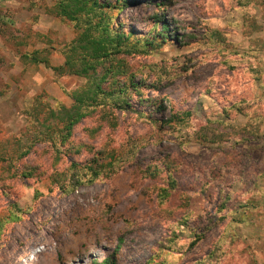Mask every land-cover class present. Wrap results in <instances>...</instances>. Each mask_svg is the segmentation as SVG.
I'll use <instances>...</instances> for the list:
<instances>
[{
	"label": "rangeland",
	"instance_id": "1",
	"mask_svg": "<svg viewBox=\"0 0 264 264\" xmlns=\"http://www.w3.org/2000/svg\"><path fill=\"white\" fill-rule=\"evenodd\" d=\"M126 1L110 26L132 44L155 40L120 56L127 69L115 80L137 86L126 92L130 107L95 110L63 143L37 142L10 162L0 264H196L227 222L187 252L182 230L181 254L168 243L173 218L190 210L188 224H200L219 189L233 203H245L240 192L264 193V0ZM53 4L0 0V97L10 83L26 101L0 104V141L20 137L31 105L69 109L68 95L85 86L54 70L78 32L48 11ZM168 171L177 189L160 204Z\"/></svg>",
	"mask_w": 264,
	"mask_h": 264
},
{
	"label": "trees",
	"instance_id": "2",
	"mask_svg": "<svg viewBox=\"0 0 264 264\" xmlns=\"http://www.w3.org/2000/svg\"><path fill=\"white\" fill-rule=\"evenodd\" d=\"M157 1L150 0L154 5ZM126 3V0H115L114 3L108 0H104V3L100 0H54L48 11L70 22L73 29L78 32L73 41L63 46L64 64L54 70L84 78L86 83L68 95L73 102L69 109L62 104H56L57 107L54 109L47 106L44 111L38 110L36 104L31 105L30 109L27 108L28 112L25 115H28L29 120L20 137H8L0 141V182L2 173L9 169L10 162L21 159L35 143L47 142L54 146L59 142L63 143L70 136L72 127L95 110L102 109L106 112L120 109L124 105L130 107L126 101V92L134 91L137 86L132 81L133 77L128 80L129 86L128 81L115 80L119 73L127 69V64L120 56L137 51L138 47L151 46L155 44V40L146 41L144 45L141 41L132 44L129 43L128 35L113 30L110 26L112 12L115 9L119 10L120 4L124 6ZM27 57H30L32 63H43L49 67L46 60H39L34 55ZM130 87L133 89L130 90ZM154 124L157 123L154 121ZM93 175L96 176L97 173L93 172ZM163 181L166 186L159 188L160 204L177 189L170 171ZM219 194L222 199L213 211L206 214L205 220L200 224H188L190 210H187L185 218H173L176 226L172 228V234L168 239L170 251L182 254L194 249L210 231L226 221L227 224L222 228L221 234L211 244L210 251L196 264H221L226 259L236 242L234 229L235 223L239 222L236 221L233 212L240 210L244 212L246 203L241 202L238 205L237 202L233 203L232 195L222 189H219ZM229 203H233L234 209L229 210ZM185 229L191 238L184 245L185 252H182L183 246L178 242V234ZM101 264L110 263L105 259Z\"/></svg>",
	"mask_w": 264,
	"mask_h": 264
},
{
	"label": "crops",
	"instance_id": "3",
	"mask_svg": "<svg viewBox=\"0 0 264 264\" xmlns=\"http://www.w3.org/2000/svg\"><path fill=\"white\" fill-rule=\"evenodd\" d=\"M19 57L16 55L15 58L18 60L16 71L22 74L25 66L19 62ZM22 95V92L18 91L17 85L9 83L6 92L0 97V104L12 106L25 103V98ZM257 180L258 178L252 184H255ZM240 195L244 197L245 203H250L246 204L244 212L241 210L233 212L236 221H239L235 223L234 229L236 242L221 264H264V193L249 190L240 192ZM235 201L237 205L241 204V201Z\"/></svg>",
	"mask_w": 264,
	"mask_h": 264
}]
</instances>
